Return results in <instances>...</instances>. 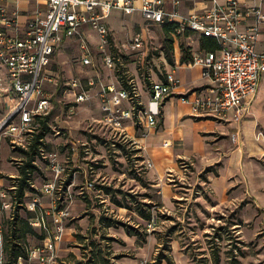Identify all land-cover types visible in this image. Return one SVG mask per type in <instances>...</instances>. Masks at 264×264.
Masks as SVG:
<instances>
[{
    "label": "rangeland",
    "instance_id": "1",
    "mask_svg": "<svg viewBox=\"0 0 264 264\" xmlns=\"http://www.w3.org/2000/svg\"><path fill=\"white\" fill-rule=\"evenodd\" d=\"M117 17L109 18L113 26L108 27L107 47L98 48L96 35L90 36L92 66L82 65V52L72 39L62 44L47 70L56 83L46 86L53 109L45 136L48 148L41 147L40 154L56 153L64 166L55 201L58 208H67L70 214L63 221V237L56 244L55 264H167L165 260L158 263L161 257L170 259L173 264H264V224L261 212L254 205L243 210H211L207 204L201 205L195 200V188L188 201L179 202L182 206L175 205L174 211L166 210L156 191L144 189L143 181H138L143 169L129 137L114 139L99 123L96 101L82 103L73 116L67 115L68 102L72 100L69 91L72 78L84 85L89 81L119 85L118 76L124 77L135 87L137 102L142 104L149 98V84L165 76L168 68L163 62L162 47L166 37L161 26L147 27L143 22L135 23L126 17H120L121 24L116 26L120 23ZM136 34L141 35L143 45L132 49L131 39ZM192 39L197 40V37ZM179 42V39L174 41L173 55ZM187 42L195 45L191 40ZM105 56L113 61L111 69L103 63ZM93 90L96 88L90 92L92 97ZM262 131L264 134V126ZM29 138L23 136L18 144L11 143L9 138L3 139L0 165L16 170L21 163L18 147L27 146ZM43 158L38 160L42 174L33 178L37 187L51 177L44 170ZM73 174L78 179V187L76 193L70 194L66 184ZM0 176L3 184L8 185L4 179L7 175L0 173ZM84 181L92 183L94 189L80 192L79 186ZM100 188L108 189L109 194ZM39 198L49 203L47 197L39 194ZM113 201L120 202L122 207ZM149 204L158 224L147 233L145 221L136 211ZM19 214L25 216L22 210ZM10 216L7 211L0 216L2 227ZM241 222L244 224L238 226ZM138 223L141 224L140 235L135 241L123 242L121 236L125 230L118 224L134 226ZM28 242L33 247L40 240L32 237Z\"/></svg>",
    "mask_w": 264,
    "mask_h": 264
},
{
    "label": "built area",
    "instance_id": "2",
    "mask_svg": "<svg viewBox=\"0 0 264 264\" xmlns=\"http://www.w3.org/2000/svg\"><path fill=\"white\" fill-rule=\"evenodd\" d=\"M15 4L33 5L23 27L18 23L19 11H8L0 0V100L4 116L0 119V142L9 138L18 144L23 136L34 127L35 116H47L53 109L47 85L56 83L48 75V67L53 62L58 49L68 40L75 39L82 52V65L92 66L93 60L84 28L91 30L97 37V46H108L109 32L106 20L112 11L124 16L131 15L136 8L135 0H9ZM164 0H145L139 11L147 24L161 25L177 23L178 33L189 31L199 36L214 39L218 51H198L189 63L201 69V76L209 80L211 88L190 100L182 97L180 101L189 104L196 114L211 116L223 121L240 122L248 112L247 104L256 93L258 84L264 78V52H257L255 44L264 14L257 8H246L237 0H226L218 4L211 0L212 6L201 14L181 16L178 12H166ZM178 4V0H173ZM253 16L255 23L242 30L244 19ZM143 45L140 34L131 39L132 49ZM104 65L111 69L113 61L109 56L103 58ZM97 82L89 81L84 85L72 78L69 91L72 100L68 102L67 115L73 116L75 109L91 100L90 88ZM180 80L173 70L165 73L163 81H153L146 103L137 102L134 86L125 90L114 83L101 85L93 95L97 99L101 117L99 123L107 129L114 139L128 137V128L146 130L155 128L160 116L163 100L180 86ZM142 108L137 110L136 105ZM136 116V119H135ZM47 161L45 172L50 178L44 181L37 191L49 199L47 206L39 195L27 193L26 207L35 213L29 224L42 232L45 237L37 245L30 247V264H55L56 244L64 233L63 221L70 214L67 208L56 205L59 194V178L65 172L56 153L43 155ZM152 168L150 162H145ZM86 190H93L92 183L86 182ZM11 209L4 185H0V216ZM51 219V220H48ZM158 224L152 214L145 222V231L150 233ZM0 264L3 262V228L0 222Z\"/></svg>",
    "mask_w": 264,
    "mask_h": 264
},
{
    "label": "crops",
    "instance_id": "3",
    "mask_svg": "<svg viewBox=\"0 0 264 264\" xmlns=\"http://www.w3.org/2000/svg\"><path fill=\"white\" fill-rule=\"evenodd\" d=\"M144 1L135 0L136 10L128 16H124L119 11H112L106 20L107 27L112 25L109 23L112 15L118 16L120 20L116 26L121 24L120 17L131 18L135 23L143 22L147 27L151 26L143 20L139 11ZM237 1L246 8L260 9L264 14V0ZM225 2L226 0H217L218 4ZM1 3L10 13L19 11L18 23L22 28L33 5L15 4L9 0H1ZM211 6V0H178L177 5L173 0L163 1V9L166 12L176 11L181 16L201 14ZM254 23L255 18L250 16L244 19L241 29H247ZM83 33L87 41H90L93 32L84 28ZM195 37L197 40L192 39ZM187 40H191V44L195 43V45H189ZM198 40V34L190 33V36L183 42L191 47L195 54L200 51ZM255 50L260 53L264 52V22L260 25ZM180 57L178 45L173 55L174 65L170 66L165 59L163 60L168 68L166 72L173 70L181 83L163 100L157 126L146 130L145 137L141 136L140 129L128 128V137L139 154L138 159L143 169V175L138 181H143L144 189L148 187L156 191L166 210L174 211L175 205H181L179 202L188 201L192 191L196 188L195 200L201 205L205 203L211 210L232 208L243 210L254 205V208L261 212V220L264 224V134L262 131L264 126V78L260 80L256 93L250 98L247 104L248 112L243 119L240 122H234L231 119L223 121L211 116L196 114L189 104L180 101L182 97L192 100L211 88L209 80L202 78L201 69L189 63H180ZM2 73L3 70L0 69V75ZM101 85L105 84L99 81L95 86L89 87L90 92L95 87L93 94L97 93ZM91 100L97 102L94 97ZM5 113L0 100V119ZM100 117L99 110V119ZM145 162H150L152 168H147ZM0 173L10 178L18 175L17 169L12 171L7 166L1 165ZM77 180L76 175L73 174L67 182L66 188L70 194L76 193ZM86 182L84 181L79 186L80 192L90 191L85 189ZM2 184L3 179H0V185ZM43 205L48 204L43 202ZM238 219L242 218L238 217ZM238 224L241 226L244 223ZM108 225V229L112 228L110 224ZM140 225V223L134 224V227L137 228ZM140 231H142L141 228H139ZM125 233L121 236L123 242L136 240L137 236H129Z\"/></svg>",
    "mask_w": 264,
    "mask_h": 264
},
{
    "label": "trees",
    "instance_id": "4",
    "mask_svg": "<svg viewBox=\"0 0 264 264\" xmlns=\"http://www.w3.org/2000/svg\"><path fill=\"white\" fill-rule=\"evenodd\" d=\"M161 31L166 37L162 50L166 62L170 65H174L173 51H174V41L179 39V49H180V63L188 64L192 61L193 52L191 47L186 46L183 40L187 39L190 36L189 31H184L178 33L179 25L177 23H164L161 24ZM198 46L200 51L205 52H216L218 51L217 42L209 37L199 36ZM165 78H159L163 81ZM119 87L125 90H131L132 84H130L124 77L118 76ZM150 85V91L152 83ZM142 106L137 107L135 114L138 109H141ZM49 114L47 116H35L34 127L26 135L30 136L28 139L27 146L18 147V151L21 157V163L17 165L18 175L14 178L8 176L4 177L8 181V185H4V189L8 194V201L11 202V209L8 211L11 215L10 218L6 221L3 228V262L4 264H19L22 262L28 261V251H29V238L35 237L38 240L42 241L45 235L33 229L29 222L35 218V213L29 211L26 207V203L29 198L25 194H37V186L33 181V178L36 174H42V170L39 166L38 160L43 158V154H40V148H48V145L45 142V136L49 130ZM136 119V116H135ZM137 120V119H136ZM45 159V158H43ZM47 165V161H44ZM45 170V168H44ZM1 177V176H0ZM1 177L0 179H2ZM48 180V179H47ZM105 193L109 194V190L106 188ZM117 206L122 207L120 202L113 201ZM22 210L25 213V216L22 217L19 214V211ZM137 215L143 220L148 221L151 216V206L145 205L139 210L136 211ZM4 214V213H3ZM2 214V215H3ZM123 227L127 235L129 236H139V228L134 226L118 224ZM109 226V225H108ZM144 230V229H143ZM162 260H165L167 264H173L170 259L161 257L158 259V263H161Z\"/></svg>",
    "mask_w": 264,
    "mask_h": 264
}]
</instances>
